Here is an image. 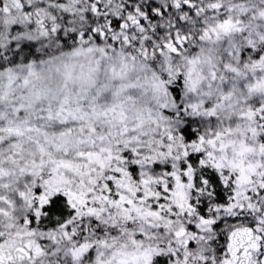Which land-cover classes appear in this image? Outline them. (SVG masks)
I'll list each match as a JSON object with an SVG mask.
<instances>
[{
	"label": "snow or ice",
	"instance_id": "1",
	"mask_svg": "<svg viewBox=\"0 0 264 264\" xmlns=\"http://www.w3.org/2000/svg\"><path fill=\"white\" fill-rule=\"evenodd\" d=\"M0 264H264V0H0Z\"/></svg>",
	"mask_w": 264,
	"mask_h": 264
}]
</instances>
